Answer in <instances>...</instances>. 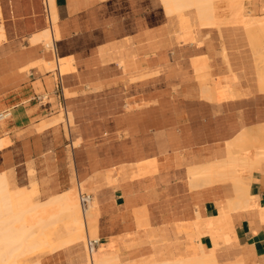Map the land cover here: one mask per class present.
Returning a JSON list of instances; mask_svg holds the SVG:
<instances>
[{
  "label": "crops",
  "instance_id": "0c3cea01",
  "mask_svg": "<svg viewBox=\"0 0 264 264\" xmlns=\"http://www.w3.org/2000/svg\"><path fill=\"white\" fill-rule=\"evenodd\" d=\"M54 2L53 47L24 39L47 28L41 0H31L38 15L28 32L0 41V112L9 113L0 119V139H9L0 147V172L14 181L13 172L25 178L32 167L44 199L89 178L90 186L104 181L90 193L96 250L112 244L117 264L158 260L153 243L141 239L144 229L216 217L229 205L230 242L215 250L216 262L264 264V161L237 171L248 186L245 206L234 201L232 179L206 182L199 173L226 158V143L243 131L264 132V87L241 25L205 26L201 38L175 42L163 0ZM245 7L264 16V0H245ZM202 56L207 81L193 63ZM52 61L57 67L46 68ZM199 240L215 244L209 232ZM191 243L174 245L184 254ZM40 264H89L88 251L73 242Z\"/></svg>",
  "mask_w": 264,
  "mask_h": 264
},
{
  "label": "bare ground",
  "instance_id": "6f19581e",
  "mask_svg": "<svg viewBox=\"0 0 264 264\" xmlns=\"http://www.w3.org/2000/svg\"><path fill=\"white\" fill-rule=\"evenodd\" d=\"M163 2L165 3L167 14L169 16V27L175 42L181 39L191 40L195 38H201L200 29L205 26L216 25L220 27L221 25L239 24L245 28L246 25L252 24L257 28L264 29V16H253L251 13H249L247 8L245 7V0H163ZM54 3L55 2L53 0V7L55 9ZM52 17L50 12L48 27L32 35L30 37L31 42L44 40V43L47 46L53 47L54 38L57 37V14L55 13L54 20ZM53 29L56 30L55 36L53 34ZM4 36L3 26L0 23V41L4 39ZM247 36L250 45L254 43V41H252L251 39V36L248 34ZM253 50L255 49H252V51ZM225 52L226 51L223 48L222 53L227 60V55L225 54ZM193 63L196 66L197 70H201L204 67L205 57H198L197 59L193 60ZM46 67L49 69H55L57 67V64L54 61L48 62L46 64ZM66 69L67 67L65 66V63L62 62V64L60 65V71L63 72ZM257 74L259 87H264V70L258 69L257 67ZM205 93L209 96L217 97H224L230 94L228 90L216 92L213 89H206ZM69 116L71 118L70 113ZM5 139L6 138L4 137L3 140L0 139V147L4 145L6 141L9 142V139H7L6 141ZM226 145L228 151L227 157L212 165H206L199 171V173L205 176L206 182L214 181L216 178H219L223 181L232 179L233 190L235 193L234 201H236L241 206L248 205V186L246 184V181L244 179H241V175L238 172L244 166L250 164L249 166L251 167L252 164L264 161V132L258 131L256 133H252L249 131H243L233 140L226 143ZM208 162L209 161H207V164ZM139 170L140 169H135L133 171H130L129 173L132 172V174H135L139 172ZM29 171V174H33L34 172L32 167L29 168ZM8 173L11 172L8 171ZM10 175L12 177V174ZM10 175H8L5 171L0 172V242L7 244H5V249L7 248V246H9V248H7L6 250L7 252L9 251L11 253V251L13 252L19 247L21 248L24 245L26 246L24 242L27 238L30 239V236L32 235L31 233H33V230L31 229L32 226L33 228L34 226H39L41 229H48V233L55 234L60 229V231L68 234L69 241H81L84 235H86V239H88L90 237L89 234L95 236L93 238L97 239V206L95 201H90L87 208L83 210L80 208L74 190L68 189L63 193H57L52 196L50 195L48 199L38 204L32 201V194H36L39 191L36 180L32 179L30 181L32 183V189L31 191L27 192L23 189V187L15 185V182L10 177ZM121 175L125 176L128 174L126 171H124ZM89 182H92L91 178L84 181V183ZM104 183V181H96V183L93 184L97 187ZM80 184L81 182H78L77 184L78 192L81 189ZM229 206L222 207L220 209L219 215L216 217H197V219L195 220L198 223L199 221H202L201 224L195 222V225L203 227V229L198 232V235L196 234L197 237L194 240L196 242L198 251L200 252L199 257L203 258L200 262H198L199 264H218L214 256L215 250L219 247L227 246L229 244L230 236L227 231L226 233L222 234V237L220 239L216 237V231L222 230L223 227H227L229 224L228 211L231 208H234ZM79 208L81 214L79 212ZM262 209H264V207H262ZM61 214L64 220L63 225L61 226L62 228L59 227L57 231L51 230V223L57 217V215ZM180 224L183 223H179L176 225ZM139 225L142 227L141 223H139ZM176 225L164 226L162 228L156 229H144L143 237L141 238L142 241H151L156 248L158 255V260L156 262L146 264H181L184 260H187V258L184 259L182 257L171 258L170 250H168L167 248L170 243L163 242L160 239V237H164V235H176L180 237L183 234V230L174 228V226ZM204 232H209L212 235L215 241L213 247L208 248L200 243L199 236ZM42 233L45 232H43L42 230ZM60 233L61 232H59L58 234ZM2 245L3 244H0V249H3ZM12 245L16 246L12 247ZM97 250L89 252V264H115V254L110 256L105 253H99L95 256L94 254ZM2 253L3 255H0V264L16 263V259L13 258L14 256L11 258L12 255H10V253H8V255L3 251Z\"/></svg>",
  "mask_w": 264,
  "mask_h": 264
},
{
  "label": "rangeland",
  "instance_id": "374dc122",
  "mask_svg": "<svg viewBox=\"0 0 264 264\" xmlns=\"http://www.w3.org/2000/svg\"><path fill=\"white\" fill-rule=\"evenodd\" d=\"M30 3H31V0H0V6H1L0 23L3 25L4 31H5V38L2 41H4L7 38V36H8V38L14 37V39H17V37H20V35L22 33L28 32V30H29L28 25L31 24V22L33 21V18L38 15L37 13H35L33 11V7L30 5ZM49 3H50L51 17L53 16L52 18L54 20L55 9L53 7V0H49ZM41 13L45 17V27H48L49 23L46 19L45 13L42 10H41ZM241 27H242L243 32L244 33L246 32L248 35H250L252 41H254V43H252L250 46H251V49H255L252 52H253L254 61H255L256 73H257V67H258V69L264 70V29L257 28L256 26H254L252 24L246 25L245 28L242 25H241ZM28 36L29 35L26 33V35H24V39H25V41H27L28 43L31 44ZM257 38H259V39H257ZM39 43L41 45L45 46L43 41H41ZM202 74H203V77H201L203 79L202 81H207V79L209 77L207 67L203 69ZM197 76L201 80L199 73H197ZM257 78H258V74H257ZM60 114H61L60 118L62 120L61 122L64 126L65 133L67 134L68 133V132H66L67 131V124H66L67 121L65 119V116L63 115L62 110L60 111ZM62 118H64L65 121ZM69 122L71 124V131H72V135H73V145H76L77 139L75 137L74 127L72 126L73 122H72V120H69ZM29 172H30L29 166L27 167L25 178H24L22 172L20 173L18 178L15 177V174L13 172L15 185H17V186L20 185L27 192L31 191V189H32V185H31L32 183L30 181L32 179L37 180L36 172L34 171L33 174L30 173L31 175L29 174ZM30 178H32V179H30ZM80 186H81V190L85 191V192L91 193L95 190L94 186L87 185L86 183H84V181H83V183L81 182ZM38 188H39V191L36 194L35 193L32 194V201L40 204L42 201H45L46 199H44L45 198L44 190L41 188V185L39 184V182H38ZM69 189L74 190L75 196L78 199L77 184L74 183L73 186L70 187ZM65 191H63V192H65ZM63 192H61V193H63ZM90 206H91V204H90ZM79 212L81 214L80 208H79ZM47 213H48V211H47ZM63 221L64 220H63L62 214L57 215V217L51 223V226H50L51 230L57 231L59 227L62 228L61 226L63 225ZM195 222H197V221L186 222V223L174 226V228H176V229H182L183 230V234L180 237L176 236V235L175 236H170V235L165 236L164 235V237H160V239L163 242H169L170 243L167 248H168V250H170V255H171L170 257L171 258L172 257L173 258L182 257L184 259L187 258V260H184L181 264H199L198 262H200L203 259L202 257H199L200 252L198 251V248L196 246V242L194 241L198 235V232H200L203 229V227L199 226V225H195ZM201 223H202V221H199L198 224H201ZM37 227H39V226H36V227L34 226V228H33V226L31 227V229L33 230V233L30 232L32 234L30 236L31 240L29 238H27L25 240L24 243L26 244V246L24 245L21 248L19 247L16 250H14L13 252L11 251V253L9 251L8 252L6 251L7 248H9V246H7V248L5 249L6 243L0 242V244H3L2 245L3 249L2 248L0 249V255H3L2 251L7 255H8V253H10V255H12L11 258L14 256L13 258L16 259L15 264H40L41 257L43 255H45L46 253H49V252L53 251L54 249H57L59 247H62V246H65L67 244L74 242V241H69L68 240V238H69L68 234L64 233L63 231H60V229L55 234V233H48V229H43V228L41 229L39 227L41 229L40 230ZM42 230L45 233H42ZM226 231H227V227H223L222 230L216 231V237L218 239H220L222 237V234L226 233ZM59 232H61V233L58 234ZM89 236H90L89 238L95 237L91 234H89ZM187 239L190 240L192 243L187 245V248L183 254L181 252L182 248L180 247V245H174V243L186 241ZM28 240H30L31 242ZM81 241L84 243L85 248H86V242H87L86 235H84V237ZM15 246L12 245V247H15ZM107 247L110 248V250H111L110 254H108V255H110V256L114 255V254L116 255L115 249L111 244L110 245L100 244V247L96 251L97 253L95 252L94 255L96 256L99 253H104V250ZM10 248H11V246H10ZM88 258H89V253H88ZM116 262H117V257H116ZM116 262H115V264H117ZM176 264H180V263H176Z\"/></svg>",
  "mask_w": 264,
  "mask_h": 264
},
{
  "label": "built area",
  "instance_id": "2783aa9c",
  "mask_svg": "<svg viewBox=\"0 0 264 264\" xmlns=\"http://www.w3.org/2000/svg\"><path fill=\"white\" fill-rule=\"evenodd\" d=\"M41 2H42L43 12L45 13L46 19L49 23V20H50V4H49L48 0H41ZM58 84L60 85V81H58ZM8 114L9 113L6 110L1 111L0 112V119L6 118L8 116ZM78 201H79L80 208L85 210L91 201V194L87 193L85 191H82L80 189L78 192ZM97 242H98V240L95 238H88L87 239L86 248H87L88 253L96 250Z\"/></svg>",
  "mask_w": 264,
  "mask_h": 264
}]
</instances>
